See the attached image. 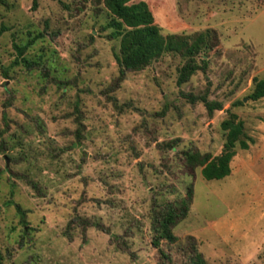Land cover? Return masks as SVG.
<instances>
[{
    "label": "rangeland",
    "instance_id": "1",
    "mask_svg": "<svg viewBox=\"0 0 264 264\" xmlns=\"http://www.w3.org/2000/svg\"><path fill=\"white\" fill-rule=\"evenodd\" d=\"M141 1L164 36L215 30L205 71L179 86L185 61L166 54L121 80L103 0H0V264H190L192 244L207 264H264V98L249 99L264 0ZM30 32L43 34L25 53L36 65L5 76ZM230 112L249 150L205 181L185 153L220 155ZM189 189L177 242L157 248L154 213Z\"/></svg>",
    "mask_w": 264,
    "mask_h": 264
},
{
    "label": "trees",
    "instance_id": "2",
    "mask_svg": "<svg viewBox=\"0 0 264 264\" xmlns=\"http://www.w3.org/2000/svg\"><path fill=\"white\" fill-rule=\"evenodd\" d=\"M136 0H103L104 8L107 10L109 21L105 26L111 31V39L119 40V51L114 52V59L119 69L120 79L123 80L127 72L143 71L166 54H178L185 61L184 66L179 70L177 84L182 86L189 82L190 78L198 71H205L207 62L198 63L199 56L212 51L215 47L211 43L216 39L215 30H208L204 34L195 36H177L169 34L164 36L162 29L155 24L152 12L146 2L136 3ZM37 8V0H33V9ZM6 31L5 27L0 28V37ZM31 32L29 33V36ZM43 34H37L28 40L25 45L14 44L17 53L15 61L7 68L2 67L5 76L9 77L10 71L15 67H24L31 70L35 62L28 60L25 53L33 47ZM1 65V63H0ZM264 98V80L256 81L253 93L249 96L252 101ZM191 103L196 99L189 97ZM201 102L210 115L215 111L222 110V104L209 102L201 98ZM242 102H236L234 106H241ZM228 118L221 124L225 133V144L220 155L211 157L209 154L186 152V162L191 167L201 168L200 174L205 181H222L231 176V162L237 154V149L249 150V143L245 134V124L235 113L230 112ZM80 131L77 130V137L80 138ZM177 142H174V144ZM171 148L173 146H170ZM193 198V190L189 189L185 199L168 203L164 208L154 213L152 231L154 232V245L159 248L161 241L170 244L177 242L174 235V228L179 221L187 218L189 212V201ZM21 212L20 208L18 210ZM190 264H207L198 253L195 244L191 247Z\"/></svg>",
    "mask_w": 264,
    "mask_h": 264
}]
</instances>
